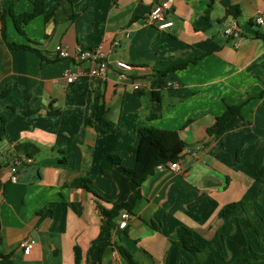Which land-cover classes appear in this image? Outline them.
Returning a JSON list of instances; mask_svg holds the SVG:
<instances>
[{"label":"crops","instance_id":"1","mask_svg":"<svg viewBox=\"0 0 264 264\" xmlns=\"http://www.w3.org/2000/svg\"><path fill=\"white\" fill-rule=\"evenodd\" d=\"M36 1L0 0L7 43L35 42L43 56L9 47L0 33V93L9 90L0 98V253L12 264H76L75 248L78 264H126L119 247L139 264H228L244 246L263 253L243 219L223 221L218 213L244 201L264 231L256 181L264 167V23L254 19L264 20V0H174L173 25L165 30L147 23L158 0H74L68 21V6L56 10L60 0H45V15L20 35L12 15L32 12ZM227 27L239 36H225ZM99 45L107 53L105 76L92 77L93 64L82 62L68 84L77 50ZM56 46L70 57L60 58ZM179 64L186 66L158 82L157 72ZM100 105L102 118L95 116ZM228 106H241L239 114L221 138L210 139L207 129ZM108 125L105 133L96 130ZM143 127L177 131L185 147L178 170L162 166L136 185L126 170L135 166L129 148ZM107 153L120 156L121 167L102 174ZM24 157L32 162L10 182V165ZM79 179L89 190L73 185ZM136 195L126 227H118L120 214L112 219L105 245L100 209ZM180 227L215 249L198 260L176 241ZM26 240L33 241L28 255L20 247Z\"/></svg>","mask_w":264,"mask_h":264},{"label":"trees","instance_id":"2","mask_svg":"<svg viewBox=\"0 0 264 264\" xmlns=\"http://www.w3.org/2000/svg\"><path fill=\"white\" fill-rule=\"evenodd\" d=\"M74 0H60L56 5V10L64 6H68L70 13L66 18V21L74 19L75 15L72 12V5ZM46 3L45 0H38L34 3V8L32 12L22 13L19 15H12L14 27L16 31L25 36L23 27L28 24L33 19L45 15ZM230 13L237 15V11ZM56 16V15H54ZM204 23L208 21V10L205 13L203 18ZM0 33L3 40L7 43L5 25L2 24ZM264 38V36H262ZM33 46L29 45H17L14 43H7L9 47L13 49H26L35 52L41 59L43 56L40 50L37 48L39 46L37 43L29 41ZM185 64L172 65L168 67L167 70L163 72H157L156 78L158 82H161L162 76H166L169 73L181 70L185 68ZM8 89H5L0 93V98H3L7 93ZM154 100H157L158 97L152 95ZM241 106H228L225 112L217 117L215 123L207 129V135L210 139H219L226 133V123L234 116L238 115L240 112ZM104 107L97 106L95 116L103 117L104 116ZM32 112H24L25 115H29ZM59 112H48V115H57ZM87 125H91V120H86ZM5 118L0 115V138L5 134ZM110 129L108 125L105 129L96 127V130L99 132H107ZM137 145L135 147H130L129 151L132 152L135 156V166L126 170L132 182L136 185H141L148 176L152 175L157 167L165 166L169 163H174L179 160L182 155V151L185 147V144L181 140L177 131L169 130H158L151 127H143L137 130ZM121 167V158L116 154H103L100 160V172L102 174H107L111 171L113 167ZM264 176V167H261L256 173V181L258 182L259 188V197H264L263 190V180ZM86 179H79L74 182V186L84 188L89 190L86 185ZM139 198L138 195L130 197L129 200L125 203L115 204L109 211L105 209H100V213L107 218V222L103 226L104 230V239L105 245L109 242L110 239V222L112 219L117 217L122 210L131 212L134 207L136 200ZM218 217L223 221L243 219L248 227L254 232L257 245L264 250V231L262 224L259 218L255 216L254 207L251 204H248L244 201L230 203L224 206L218 213ZM1 240V239H0ZM176 241L179 242L185 250L191 251L197 255L198 260H202L208 253L212 252L215 247L214 245L207 240H195L191 230L185 227H180L177 231ZM75 263L78 264L80 261V254L78 248H75ZM119 255L125 260L126 264H139V262L129 253L125 248H118ZM221 255V253L219 252ZM258 260L259 264L264 262V252L257 253L250 249L247 246L240 248L238 255L231 260L228 264H254L253 261ZM0 264H12L11 255H3L0 253Z\"/></svg>","mask_w":264,"mask_h":264},{"label":"built area","instance_id":"3","mask_svg":"<svg viewBox=\"0 0 264 264\" xmlns=\"http://www.w3.org/2000/svg\"><path fill=\"white\" fill-rule=\"evenodd\" d=\"M174 0H158L154 6L150 9V11L147 14V23L150 26L156 27L158 30H165L167 28L172 27L173 22L168 17L171 13L172 6H173ZM255 22L259 25H262L264 23L263 17L261 15H255ZM225 36L229 37H238L239 32L238 29L234 27H227L224 30ZM58 56L62 59H68L70 55L68 52L63 49L61 46H56L55 48ZM106 52L104 49L99 45L95 48L91 49H78L77 50V56H76V63L74 70L68 69L66 71L65 77L66 82L68 84L74 83L77 78L82 73V68L78 66V63L82 62H89L93 64V67L90 68L89 74L92 77L102 78L105 76L106 73ZM117 66L121 69L130 70L133 69V67L123 63V62H117ZM139 68V67H137ZM179 160L175 161L174 163H169V167L171 170H178L179 169ZM32 162V159L29 157H24L20 159H16L9 167V174H10V182L15 183L19 179L18 174V168L19 166L23 164H30ZM162 166H159L157 168H160ZM129 215L127 211H122L119 215L120 222L118 224L119 228H125L127 219ZM33 244L32 240H26L23 241L20 247L22 248V252L24 255H28L31 249V246Z\"/></svg>","mask_w":264,"mask_h":264}]
</instances>
